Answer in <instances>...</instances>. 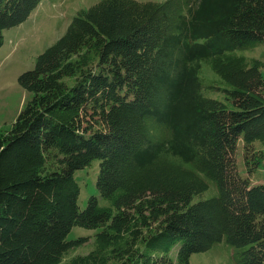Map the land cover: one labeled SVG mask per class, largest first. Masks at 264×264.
<instances>
[{
  "label": "trees",
  "instance_id": "1",
  "mask_svg": "<svg viewBox=\"0 0 264 264\" xmlns=\"http://www.w3.org/2000/svg\"><path fill=\"white\" fill-rule=\"evenodd\" d=\"M42 1L0 0V49ZM260 45L264 0L79 11L21 74L31 100L0 129V264H63L86 243L74 228L96 232L93 248L66 264H191L224 240L237 264H264V183L237 163L242 140L248 169L264 167V61L238 55ZM95 161L100 195L81 209L76 172Z\"/></svg>",
  "mask_w": 264,
  "mask_h": 264
},
{
  "label": "rangeland",
  "instance_id": "2",
  "mask_svg": "<svg viewBox=\"0 0 264 264\" xmlns=\"http://www.w3.org/2000/svg\"><path fill=\"white\" fill-rule=\"evenodd\" d=\"M102 0H43L29 19L20 26L4 31V45L0 49V129H8L17 120L19 114L32 95L19 84V77L32 70L37 58L50 46L55 44L68 30L72 20L81 10H88ZM139 2H165L167 0H137ZM238 55L257 58L264 61V45ZM209 68V67H208ZM204 66L203 78L210 86H215L216 76ZM210 97L221 99L216 92H206ZM255 158H264V146L256 144L253 148ZM258 156V157H257ZM251 164V160H249ZM237 163L240 174L253 185L264 183V167L254 166L251 170L246 165L244 145L238 144ZM251 171H253L251 173ZM100 174V162L95 161L89 168L76 172L81 186L78 204L85 209L92 196H99L97 182ZM215 188L208 194L213 195ZM95 231L74 228L68 240L86 238V243L67 254L64 263L72 258L87 255L93 248ZM179 245L174 247L170 256L177 262ZM191 264H237L234 249L223 241L204 253H196L190 259Z\"/></svg>",
  "mask_w": 264,
  "mask_h": 264
}]
</instances>
